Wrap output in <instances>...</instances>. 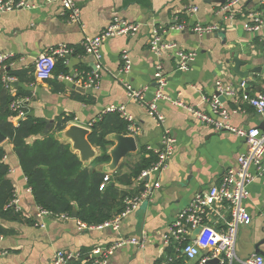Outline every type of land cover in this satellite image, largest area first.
<instances>
[{
	"label": "crops",
	"instance_id": "crops-1",
	"mask_svg": "<svg viewBox=\"0 0 264 264\" xmlns=\"http://www.w3.org/2000/svg\"><path fill=\"white\" fill-rule=\"evenodd\" d=\"M31 2L34 4L31 8L0 13V55L6 54L7 60L12 59V68L33 70V82L15 80L17 86H11L13 93L19 87L30 92L25 104L31 115L52 126L58 118L68 116V124L89 128L107 106L124 105L137 127L132 134L137 151L141 146L156 151L161 147L163 127L142 104L127 96L122 81L134 88L147 86L149 99L155 88V66L160 62L167 75L164 91L171 100L158 101V109L176 141L169 165L161 175L160 187L138 208L126 214L119 228L113 230L99 225L82 226L71 216L39 214L19 160L6 138L0 145L5 153L3 160L9 166L8 178L14 185L19 211L30 222H1L11 232L0 234V264H49L59 250L74 254L71 260L79 254L85 260L92 258L93 264L97 258L104 259L101 264H155L159 260L161 264H200L201 256L189 259L177 250L180 246H176V241L165 239L168 226L194 196L206 192L220 181L226 168L235 166L246 144L234 133L200 122L177 102L210 114L209 99L218 94L215 86L216 82H221L238 90L235 97L219 94V100L229 112V123L236 127L262 128L264 119L241 97L243 92L250 96L264 95V26L255 32L245 30L243 11L230 18L219 13L220 2L214 0H75L80 7V23L70 22L57 3ZM254 4L255 0H241L237 8L246 12ZM190 5L197 10L187 11ZM115 17L139 27L128 35L113 36L101 45L103 71L97 90L82 93L56 77L37 76L34 62L39 54L61 44L82 48V40L97 34ZM195 23L217 24L218 29L200 35L191 30ZM178 24H185L186 28L174 29ZM153 28L160 32L164 41L175 42L182 49L195 53L187 70L176 68L169 51L159 56L151 51L149 40ZM124 52L130 60L127 73L119 72L124 67ZM231 57L245 60L242 69L256 68L257 71L250 73L245 81L240 80L228 68ZM92 61L93 57L82 48L69 55L68 67L90 68ZM2 70L4 68L0 73ZM241 83L244 84L242 88ZM136 152L122 162L135 159ZM248 192L243 205L251 222L237 227L235 240V252L240 259L252 254L264 257V218L261 215L264 178H254L248 185ZM230 220V210L220 204H215L208 215L209 223L218 229H225ZM141 233V246L125 243L106 256L93 254L94 248L108 250L121 239L140 237Z\"/></svg>",
	"mask_w": 264,
	"mask_h": 264
},
{
	"label": "built area",
	"instance_id": "built-area-1",
	"mask_svg": "<svg viewBox=\"0 0 264 264\" xmlns=\"http://www.w3.org/2000/svg\"><path fill=\"white\" fill-rule=\"evenodd\" d=\"M48 3H57L61 8V13L64 14L70 22L80 23V7L75 0H45ZM241 0H224L220 3L219 13H225L230 18H235L237 14L242 13L244 19L245 30L249 32L258 31L264 26V0H255L252 8L246 12L239 7ZM34 4L31 0H0V13L15 10L19 8H31ZM197 7L190 5L187 11L195 12ZM139 27L138 24L127 20L115 17L110 24L91 37H86L80 43L84 52L93 57L91 67L88 70L68 67L69 55L73 54L74 49L71 46L64 44L53 46L39 54L34 62V70L39 78L53 77V71L57 60H62V63L68 68L65 73L55 75L57 80L65 82L71 87L90 88L97 90L100 86L102 67V56L100 52L101 45L109 38L117 35H128L133 33ZM176 30L186 28L185 24H178L173 27ZM218 29L217 24H200L195 23L191 30L197 34L212 33ZM151 51L156 55H161L165 51H169L176 62V68L179 70H187L190 63L194 59L195 53L187 51L179 47L175 42L164 41L160 32L153 28L152 35L149 40ZM124 60L123 69L119 72L127 73L130 69V60L126 52L122 55ZM8 55H0V63L7 60ZM2 69L5 67L3 65ZM120 77V76H119ZM155 88L151 98L146 97L148 91L147 86L134 88L126 81H122L127 96L134 102L142 104L148 114L155 118L157 123L163 127L161 138V147L155 152L157 154L156 161L148 169L141 172L138 180L143 183L142 191L132 198H127L125 203L126 209L114 216L112 219L99 225L102 227H110L113 230L119 228L120 220L129 212L138 208L143 200H148L153 192L160 187L161 175L169 165V160L173 155L175 138L170 130L165 126L164 115L158 109V101L171 100L165 94L167 84V75L163 72L161 63L158 62L154 71ZM4 86L11 89V83L15 81L13 77L3 76L1 78ZM244 86L241 83L240 87ZM216 91L218 94H213L209 99L211 113H205L202 110L193 106L185 105L178 101L177 104L186 109L191 115L196 117L200 122L212 126L216 130H226L234 133L242 138L246 144V150L236 158L235 166L226 168L216 184H212L210 188L203 194H197L192 198L185 207H183L176 215L175 219L170 223L165 235L167 241H176L178 251H181L187 258L194 259L198 256L200 264H264V257L258 254L240 259L235 252V240L237 227L241 224L247 225L251 222V216L243 205V201L248 197V185L256 178L261 176L264 178V127L258 128H243L232 126L229 121V112L219 100V94L235 97L237 96V88L224 85L221 82H216ZM241 99L244 103L252 107L256 114L264 119V95L250 96L243 92ZM28 100V98L17 99L13 101L12 108L19 109ZM175 101H173L174 103ZM118 112L128 123V129L131 134L136 132L133 116L128 113L124 105H109L104 108L103 113ZM23 115V112H19ZM108 179V175L104 180ZM105 183H101L100 189ZM223 205L230 210L231 220L226 223L225 229H218L208 221V215L213 206ZM16 210H20L17 205V200L14 198L10 204ZM39 214L53 215L50 212L39 210ZM261 215L264 218V208ZM59 217H67V215H54ZM82 226H86L79 222ZM201 226L200 231L194 239H189L193 229ZM143 234L140 237H131L121 239L116 245L108 250H103L99 247L94 248L93 254L98 256H106L112 250L121 244L131 243L142 245ZM185 242V243H184ZM75 255L69 252L59 250L54 253L49 264H66ZM216 261V262H215ZM104 259L95 260V264H101Z\"/></svg>",
	"mask_w": 264,
	"mask_h": 264
},
{
	"label": "trees",
	"instance_id": "trees-1",
	"mask_svg": "<svg viewBox=\"0 0 264 264\" xmlns=\"http://www.w3.org/2000/svg\"><path fill=\"white\" fill-rule=\"evenodd\" d=\"M78 49L82 48L74 47V54ZM11 60L0 63V70L1 65L5 66L0 73V132L12 145L39 210L53 215L70 216L75 208L76 219L86 226L101 225L122 213L127 206L125 200L142 191L143 183L138 180L139 175L156 161V152L141 146L135 159H125L114 172L107 174L97 169V165L110 161L108 149L114 142L108 136L131 134L129 123L118 112H106L89 125L88 140L98 148L99 154L84 166L78 156L70 151L69 144L62 143L55 137L58 130L67 126L70 117L58 118L53 128L44 133L45 121L31 115L25 103L19 109L12 108L13 101L29 98L30 92L19 87L13 93L4 86L1 78L13 77L20 83H31L34 78L31 68H12ZM67 71L62 60H57L53 78L58 73ZM20 111L23 112L22 116ZM4 154L0 145V234L6 235L11 231L1 225L2 221H30L21 211L9 205L15 198V188L8 178L9 166L3 160ZM106 175L108 179L104 180ZM101 183H105L102 189L99 188ZM78 256L70 260L69 264H93L92 258L85 260L84 256ZM170 257L173 258L172 255ZM161 261H156L155 264H161Z\"/></svg>",
	"mask_w": 264,
	"mask_h": 264
},
{
	"label": "water",
	"instance_id": "water-1",
	"mask_svg": "<svg viewBox=\"0 0 264 264\" xmlns=\"http://www.w3.org/2000/svg\"><path fill=\"white\" fill-rule=\"evenodd\" d=\"M215 2L223 3L224 0H214ZM228 68L234 72L240 80L245 81L250 73L257 71L256 68L242 69L241 67L245 65V60L231 57L228 60ZM3 71V70H2ZM17 81L11 83L12 87L17 86ZM75 90L82 93H90L92 90L90 88L74 87ZM264 126V121L262 127ZM52 124L47 122L44 132L47 133L52 129ZM90 134V128L78 125L76 123L67 124V126L55 133L56 139L62 143L69 144V149L71 152L78 156V159L82 162L84 166L90 164L96 156L99 154L98 148L93 146L89 140L88 135ZM114 144L108 149V154L110 156V161L97 166V169L110 174L116 170L120 165L122 160L129 154H133L137 151V144L135 142L134 135L132 134H110L108 136ZM6 139V137L0 132V144ZM70 216L76 218V209L73 208ZM201 226H197L193 229L190 238L194 239L197 233L200 231ZM71 260V259H70ZM69 260V261H70ZM69 261L66 264H69ZM216 262V261H215ZM169 264V263H167Z\"/></svg>",
	"mask_w": 264,
	"mask_h": 264
}]
</instances>
